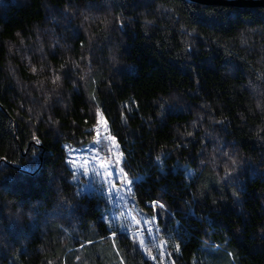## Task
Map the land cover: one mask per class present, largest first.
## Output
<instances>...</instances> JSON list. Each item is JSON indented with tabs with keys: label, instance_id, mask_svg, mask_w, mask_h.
Wrapping results in <instances>:
<instances>
[{
	"label": "trees",
	"instance_id": "16d2710c",
	"mask_svg": "<svg viewBox=\"0 0 264 264\" xmlns=\"http://www.w3.org/2000/svg\"><path fill=\"white\" fill-rule=\"evenodd\" d=\"M262 93L264 8L0 0V264H153L73 182L97 109L173 264H264Z\"/></svg>",
	"mask_w": 264,
	"mask_h": 264
},
{
	"label": "rangeland",
	"instance_id": "374dc122",
	"mask_svg": "<svg viewBox=\"0 0 264 264\" xmlns=\"http://www.w3.org/2000/svg\"><path fill=\"white\" fill-rule=\"evenodd\" d=\"M107 141L102 142L100 145H94L93 140L88 144L73 147L65 145V152L67 156V163L70 170L73 173V182L78 187V191L83 195H98L101 196L107 202V208L105 212L106 222L113 227H116L120 232L125 233L133 241H135L145 257L150 260L153 264H173L170 256L166 252L165 243L161 244L158 239L157 228L155 224V219L146 216L144 213L138 210L133 202L131 196H126L125 201L120 202V193L123 192L125 195L131 193L132 188L121 187L114 192L109 194L106 182L103 181L101 176L95 175L94 173L88 172L86 168L79 167L88 160H91L95 154L96 149H100L101 156L108 159H112V153H109ZM91 149L93 151L91 152ZM90 168H95V164H90ZM120 169L117 168V173L119 174ZM123 183V180H122ZM129 209L131 212L129 213ZM121 213H124L123 215ZM131 216H136L137 219L145 220L152 219L154 225V231L151 233L152 228L148 226L150 232L144 231L147 225L141 224L139 227L136 226L134 222L131 221ZM144 240V244L141 245L140 241ZM165 255L161 257V252ZM152 257H158V259L153 260Z\"/></svg>",
	"mask_w": 264,
	"mask_h": 264
},
{
	"label": "snow or ice",
	"instance_id": "6c2138e0",
	"mask_svg": "<svg viewBox=\"0 0 264 264\" xmlns=\"http://www.w3.org/2000/svg\"><path fill=\"white\" fill-rule=\"evenodd\" d=\"M66 70L63 73V76H66L69 72L72 74L71 69L67 68L65 66ZM35 72L36 69H33ZM77 71H79V66H77ZM61 79L60 75H54V78L52 80L53 84H56L59 80ZM82 80L83 77H80ZM156 107L160 109L161 113H165L168 107H173V104L169 103L168 101H162L156 104ZM256 107L264 111V93H262L258 97V102L256 104ZM129 111H131L129 109ZM95 116L97 117L96 123L94 127L91 129V134H93V144L94 145H100L102 142L107 141V147L109 153H112V159H108L104 156H101L100 154V149L95 150V154L92 157L91 160H88L84 164L80 165L79 167L86 168L90 173H94L95 175L101 176L104 182L107 184V189L109 190V194L111 192L116 191L117 189H120L121 187L128 188L131 187L133 189V181L129 178V173L126 171V165L124 164V157L125 153L123 151H120V144L117 142L118 137L114 134H112L110 128H109V121L105 118L103 113L97 109ZM203 119V118H201ZM217 123H223L222 121H219ZM31 139L34 141L36 145L42 144V140L40 137L36 134H31ZM93 149H91V152ZM35 154V153H33ZM227 155V153H225ZM2 159V158H0ZM69 163V161H68ZM203 163V161H201ZM233 164L236 163L235 160L232 161ZM90 164H95V168H90ZM117 168L120 169L119 174L117 173ZM226 176L231 180L234 179L231 177L226 170ZM123 180V183H122ZM133 192L129 193L128 195H125L123 192L120 193L121 200L120 202L123 203V201L127 200L126 196H133ZM153 205H155V209L157 210H162L165 205L163 203H160L159 200H153L151 204V208L153 209ZM131 210L129 209V213ZM122 215L124 213H121ZM131 221L136 224L137 227H139L141 224L147 225L146 231L147 233L150 234L148 230V226H151L152 231L151 233L155 230L154 225L158 222V215L156 216L155 224H153L152 219H145V220H140L137 219L136 216H131ZM113 237H117V233L113 232L112 233ZM165 243L164 241H161V244ZM140 244H144V240L140 241ZM165 253L162 251L161 252V257H163ZM153 260L158 259V257H152Z\"/></svg>",
	"mask_w": 264,
	"mask_h": 264
},
{
	"label": "water",
	"instance_id": "95a60500",
	"mask_svg": "<svg viewBox=\"0 0 264 264\" xmlns=\"http://www.w3.org/2000/svg\"><path fill=\"white\" fill-rule=\"evenodd\" d=\"M203 6H222L230 8H264V0H185Z\"/></svg>",
	"mask_w": 264,
	"mask_h": 264
}]
</instances>
